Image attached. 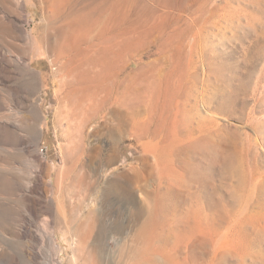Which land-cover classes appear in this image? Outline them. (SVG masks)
<instances>
[{
  "label": "rangeland",
  "instance_id": "obj_1",
  "mask_svg": "<svg viewBox=\"0 0 264 264\" xmlns=\"http://www.w3.org/2000/svg\"><path fill=\"white\" fill-rule=\"evenodd\" d=\"M114 2L0 0V121L10 125H0V264H30L23 257L12 255L26 245L25 238L18 237L24 226L53 233L58 242L63 239L64 214L57 206L64 197L60 192L62 175L81 152L78 126L83 102L79 101V76L75 79L74 75L71 85L58 65L68 53L64 43L74 32L76 72L88 70L90 74L87 93L91 110L96 113L88 126L90 135L83 142L86 154L80 157L92 158L93 168L105 158L102 185L133 169L135 195L143 201L152 197L159 146L178 134L173 132L167 139V131L163 132L166 137L158 146L152 134L138 139L129 128L131 123L149 119V107L155 102L159 84L162 90L169 82L164 75L171 65L172 52L170 47L159 51L153 44L132 54L122 52L112 32L118 28L136 29L154 21L157 0H126L127 17L108 29L106 20ZM167 3L165 8L158 7L171 14L167 31L183 30L180 66L175 68L174 81L167 86L170 91L177 86L178 89L172 116L165 121L182 138L177 150L164 152L177 171L170 172V181L205 193L213 203L217 202L219 209L225 206L241 216L264 203V0ZM189 58H193L195 67L189 64ZM129 59L134 60L131 70L142 71L133 81L116 73ZM26 64H31L34 71H28ZM191 71H196L197 77L193 78ZM70 85L75 93L65 99L61 94ZM124 89L126 98L120 99L125 106L121 109L132 103L141 113L118 125L111 119L109 109L122 105L119 99L115 103V98ZM158 101L162 103L163 97ZM105 113L107 119L102 116ZM24 142L31 148L25 147ZM96 146L99 153L87 152ZM37 154L42 155V164ZM72 174L68 173L66 183ZM68 195L69 202L76 203L72 189ZM125 195L114 194L119 199ZM41 200L50 206V213L34 210ZM205 210L213 211L206 207ZM252 238L244 264H264V230ZM63 242L61 259L65 260L71 253L68 242ZM192 245L190 242L179 248L178 264H201L209 246ZM212 245H218L216 239ZM41 251L39 263L49 264L52 249L46 244ZM233 256L216 261L241 263L238 255Z\"/></svg>",
  "mask_w": 264,
  "mask_h": 264
},
{
  "label": "bare ground",
  "instance_id": "obj_2",
  "mask_svg": "<svg viewBox=\"0 0 264 264\" xmlns=\"http://www.w3.org/2000/svg\"><path fill=\"white\" fill-rule=\"evenodd\" d=\"M167 1L157 0L155 8L158 13L155 15L154 21L141 24L136 29L118 28L112 32L115 43L119 45L124 53L132 54V52L138 51L141 47H147L151 44L156 45L159 51H164V47L167 49L170 47L172 52L170 56L171 65L164 75L165 81L169 82L166 83L165 88L162 90H160L159 84L155 102L149 107V119L146 122L131 123L129 128L131 132L136 134L138 139L141 135L152 134V139L156 140L155 144L158 146L162 143L163 132L167 131V139L173 132L178 134L176 136L178 137L177 140L175 137L166 140V144L159 146L160 150L155 156L157 181L154 182L151 199L143 201L135 195V190L132 186L133 169L121 172L118 177H113L102 185L100 180H102L104 175L105 158L101 156V162L97 164L96 168H93L92 158L86 156V159H81L80 157L86 154V144L84 145L83 142L90 135L88 126L91 117L96 113L91 110V99L87 93L90 74L88 70L82 73L81 71L76 72L77 64L74 60L73 51L77 47V42L74 32L64 43V49L68 53L65 60L60 61L58 65V69L62 71L69 83L73 82L74 75L75 79L79 76L82 91L79 101L83 102L78 126L81 152L78 157H73L71 166L62 175V183L64 184L61 186L60 192L64 197H62L57 206L64 214L61 222L63 239L58 242L53 233L45 234L38 230L39 227L34 231L24 226L19 230L18 237L25 238L24 243L26 245L19 252L13 253L14 257L21 256L30 264H38L39 259L43 255L41 248L48 244L52 249V254L48 258L49 264H178L177 253L179 248L191 242L193 243L192 247L196 243L209 246L202 258L204 264H220L219 261H216L217 258L231 257L232 255H234L233 257L238 255L240 260H242L239 264H244L246 247L252 242V235L264 230V203H261L258 209L249 210L238 216L237 213L233 210L229 211L225 206H221V209H219L217 202L213 203L211 197L205 196V193L200 194L197 191H191L178 183L171 182L169 178L170 172L177 171L169 164L170 159L168 160L164 152L166 151L167 154L169 150H172V153L175 149L177 150V147H179L178 142L182 138L178 130L167 126L165 121L167 117L172 116V104L178 89L177 86L170 91L169 89L167 90V86L170 81H174V74L177 70L175 68L180 66L181 58L179 55L182 52L180 50L183 41L180 35L183 34V30L174 28L169 32L167 31L171 25L169 22L171 14L158 9V7H167ZM125 8L126 0H115L108 11L106 20L108 29H111L115 24L127 17L128 12ZM136 55L138 56V54ZM133 64L134 60L129 59L125 65H122L121 71H116V73L123 74L124 79L127 81L135 80L142 74V71L135 73L131 70L130 67ZM189 64L195 67L193 58H189ZM25 68L28 71H34L31 64H26ZM178 76L177 82L180 83L182 73ZM191 76L193 78L197 77V72L191 71ZM42 77L44 78V75ZM71 85L68 90L62 92L63 98L70 99L72 94L75 93V89H71ZM83 90H85V93H83ZM125 93L124 89L115 98V103L119 99L122 105H112L109 109L111 119L116 121L115 124L118 125H121L122 120L125 118L133 120L135 116L141 113L140 109H134L135 106H132L134 105L132 103H126L127 107L121 109L120 106H125V104H123V100L120 97L123 96L125 100ZM160 97H163L162 103L158 101ZM102 116L107 119L106 113L102 114ZM0 125L10 127L8 123L3 121H0ZM12 127L17 129L16 126ZM147 143L143 144V146H146ZM24 145L27 148H31L28 142H24ZM98 149L96 146L95 149H87V152L99 153L100 149ZM34 151L36 152L35 149ZM37 157H39V161L42 164V155L37 154ZM70 172H73L74 175L72 174L71 180L66 183ZM70 189L77 196L76 203L69 202L68 194ZM39 192H41V189ZM115 193L118 195L126 193V195L123 199H119L114 196ZM40 194L42 196V193ZM205 207L211 211L213 210L212 213L205 212ZM50 209V206L42 200L38 203V207H34V210L39 213H50ZM215 239L218 242L217 246L212 245ZM63 241L68 242L71 253H66L67 258L65 260L61 259Z\"/></svg>",
  "mask_w": 264,
  "mask_h": 264
}]
</instances>
